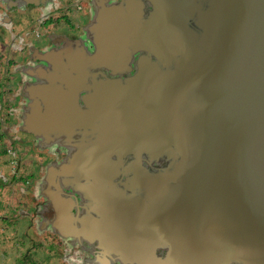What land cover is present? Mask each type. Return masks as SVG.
Returning a JSON list of instances; mask_svg holds the SVG:
<instances>
[{"label":"water","instance_id":"water-1","mask_svg":"<svg viewBox=\"0 0 264 264\" xmlns=\"http://www.w3.org/2000/svg\"><path fill=\"white\" fill-rule=\"evenodd\" d=\"M149 1L154 10L144 26L107 16L113 25L105 46L121 37L134 49L178 57L173 69L150 62L125 82L35 85L30 93L38 110L30 123L98 133L75 173L107 177L116 155L164 153L177 160L156 173L131 166L130 186L144 188L148 200L108 198L102 221L77 229L65 219L66 205L55 203L57 227L68 237H94L106 249L120 245L143 264L160 243L168 259L157 264H219L231 250L264 264V0L213 1L211 12L199 13L200 35L187 25L184 4ZM104 52L107 58L112 49Z\"/></svg>","mask_w":264,"mask_h":264},{"label":"flooded vegetation","instance_id":"flooded-vegetation-1","mask_svg":"<svg viewBox=\"0 0 264 264\" xmlns=\"http://www.w3.org/2000/svg\"><path fill=\"white\" fill-rule=\"evenodd\" d=\"M178 1L186 6L187 25L200 35L199 13L211 12L215 0ZM47 6L51 7L49 11L42 10ZM70 10L75 14L88 13L87 19H76ZM108 10L116 12L107 13ZM153 10L149 0H0V244L4 246L1 253L12 257L15 264H27L23 258L16 257L23 243L20 238L10 242L7 238L16 235L15 230L22 227L24 216H28L25 237L37 238L33 232L35 225L51 239L55 234L66 241L67 250L75 246L87 252L88 256L77 259L79 264H143L130 255H123L120 245L106 249L94 237L62 235L63 230L57 227L61 222L54 204L66 205L65 219L77 229L96 219L102 221L101 210L108 198L122 202L148 200L149 194L144 188L137 184L130 186L134 176L131 166L139 164L151 173L171 170L177 156L116 155L109 158L112 165L104 174L107 177L96 172L91 176L88 172L75 173L73 167L79 164V155L98 133L79 129L69 132L38 124L37 120L31 126L33 110L38 109L32 104L30 90L52 79H87L80 86L99 79L125 82L140 74L143 65L150 62L165 72L171 71L178 57L166 59L151 50L134 49L128 43L122 44L121 37L113 48L105 46L109 42L108 30L113 25L107 16L118 22L117 14L123 15L144 26ZM40 34H45L46 44H36L35 38ZM108 49L112 52L105 58L104 50ZM50 83L58 84L55 80ZM79 103L82 105L81 98ZM53 146H58V150ZM35 193L40 197L35 198ZM25 199L32 200L30 208L26 207ZM10 228L7 237L6 231ZM6 244L10 249H6ZM228 254L219 264H253L252 254L247 251L231 250ZM148 259H151L149 264L165 262L167 245L155 246L153 256ZM145 261L148 262L146 257Z\"/></svg>","mask_w":264,"mask_h":264},{"label":"rangeland","instance_id":"rangeland-1","mask_svg":"<svg viewBox=\"0 0 264 264\" xmlns=\"http://www.w3.org/2000/svg\"><path fill=\"white\" fill-rule=\"evenodd\" d=\"M81 3L86 5L85 1H82ZM56 7L57 5L54 6V8ZM48 9H51V7L47 6V7L42 8V10L44 11H49ZM70 14L71 16L76 17V19L80 18L82 20L87 19V16H88V13L86 14L83 11L75 14L74 10H70ZM40 35L41 36L35 38L36 44L38 45L46 44L48 40L45 38V34H40ZM57 147L58 146H53L51 148L57 149ZM42 150L44 151V149ZM29 192H30V189H29ZM34 196L35 198H38L40 197V194L35 193ZM33 199L34 198H32V200ZM32 200L25 199L26 203L28 204L26 207L30 206L29 203L31 204L32 202L30 201ZM27 217L25 216L22 217V227L20 228L21 230L19 228L15 230L16 235L13 236V238H12V235L11 237L8 236L10 235L12 228L6 231V235L7 237H9L7 238V242L16 240V238H20L21 243H23L22 248L16 251L17 253L16 257L20 259L23 258L25 260L27 259V256L29 257V255H32V258H29L25 261L23 260V263H27V264H77L78 263L76 262L77 259L79 258L81 259L85 256H88L87 252H82L80 250H77V247L75 246L72 247L69 244L68 245L70 246L71 250H67L66 243H65L66 241H64L63 239H61L55 234H54V239H51L49 234H48L49 236H47L46 235L47 233L45 231H41L39 227H36V225L35 227L33 226V232L37 235V238L33 239V238L25 237L23 233L25 229L24 227L26 226ZM7 245L9 244H6V249H10L7 247ZM0 247H1L0 248V264L3 262V260L5 261L4 264H13V263L15 264L14 259L12 257H8V254L6 251H5V253L7 254L6 256L5 254L3 255V253H1L2 248H4V246L2 247L0 244ZM27 248H29L30 252L27 250ZM73 249H75V251H73ZM17 264H22V263L19 262Z\"/></svg>","mask_w":264,"mask_h":264}]
</instances>
